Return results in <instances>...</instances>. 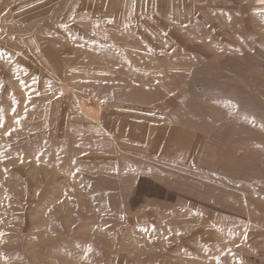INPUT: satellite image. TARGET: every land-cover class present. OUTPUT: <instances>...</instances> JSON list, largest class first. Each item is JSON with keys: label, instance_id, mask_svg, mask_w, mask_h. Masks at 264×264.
Returning a JSON list of instances; mask_svg holds the SVG:
<instances>
[{"label": "rangeland", "instance_id": "rangeland-1", "mask_svg": "<svg viewBox=\"0 0 264 264\" xmlns=\"http://www.w3.org/2000/svg\"><path fill=\"white\" fill-rule=\"evenodd\" d=\"M117 11L0 40V264H258L264 0Z\"/></svg>", "mask_w": 264, "mask_h": 264}, {"label": "crops", "instance_id": "crops-1", "mask_svg": "<svg viewBox=\"0 0 264 264\" xmlns=\"http://www.w3.org/2000/svg\"><path fill=\"white\" fill-rule=\"evenodd\" d=\"M131 0H0V40L8 43L11 37L31 36L19 29L9 33L10 20L28 17L36 23L32 35L42 34L41 20L44 26H71L78 34L86 37L95 36L97 50L105 46L104 36L110 34L111 22L115 20L120 6L129 4ZM147 0H141L146 2ZM150 1V0H148ZM135 3L136 0H133ZM113 7H106V5ZM114 9L115 11H110ZM12 27V26H11ZM110 28V29H109ZM108 29V30H107ZM14 41V39H11ZM30 40L27 39V44ZM35 44V42H33ZM264 230V227H262ZM264 240V232H259L258 239Z\"/></svg>", "mask_w": 264, "mask_h": 264}, {"label": "built area", "instance_id": "built-area-1", "mask_svg": "<svg viewBox=\"0 0 264 264\" xmlns=\"http://www.w3.org/2000/svg\"><path fill=\"white\" fill-rule=\"evenodd\" d=\"M256 259L258 264H264V240H262L257 247Z\"/></svg>", "mask_w": 264, "mask_h": 264}]
</instances>
